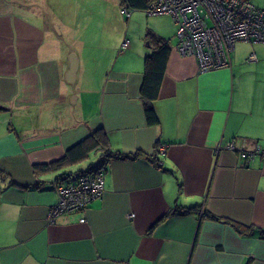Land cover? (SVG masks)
I'll use <instances>...</instances> for the list:
<instances>
[{"label":"crops","instance_id":"crops-1","mask_svg":"<svg viewBox=\"0 0 264 264\" xmlns=\"http://www.w3.org/2000/svg\"><path fill=\"white\" fill-rule=\"evenodd\" d=\"M250 1L264 8V0ZM109 6L117 41L143 20L169 41L151 101L156 125H147L140 95L150 49L134 46L133 32L127 47L109 51L101 30L57 34L36 0H0V264H264V238L225 222L264 228V154L245 165L238 149L225 147L264 144V42L238 41L228 66L201 72L194 56L177 51L170 15L156 24L146 11L121 15L120 0ZM114 55L119 63L110 65ZM71 60L74 96L58 98L56 109L33 105L38 69L61 66L40 74L57 98ZM98 128L110 151L140 156L108 159L102 195L49 223L59 171L34 174L33 166L60 159ZM175 204L199 209L161 219Z\"/></svg>","mask_w":264,"mask_h":264},{"label":"built area","instance_id":"built-area-1","mask_svg":"<svg viewBox=\"0 0 264 264\" xmlns=\"http://www.w3.org/2000/svg\"><path fill=\"white\" fill-rule=\"evenodd\" d=\"M120 11L124 16L130 15L125 6ZM146 12L173 18L177 51L194 56L201 72L228 66L230 53L238 41L264 42V8L250 0H156ZM128 42L124 38L121 46L127 47ZM249 58L253 59L254 53ZM225 145L229 150L238 149L245 165L257 154H264V144L255 143L246 148L242 143L237 148L231 140ZM103 174V170H98L55 184L58 196L48 208V222H54L63 213L83 210L91 200L101 196Z\"/></svg>","mask_w":264,"mask_h":264},{"label":"trees","instance_id":"trees-1","mask_svg":"<svg viewBox=\"0 0 264 264\" xmlns=\"http://www.w3.org/2000/svg\"><path fill=\"white\" fill-rule=\"evenodd\" d=\"M155 1L156 0H120V7L125 6L127 9H129L130 13L133 10L147 11L151 4ZM144 36L150 45V51L146 53L143 59L140 95L143 100L145 121L147 125L153 126L158 124L159 119L154 111L151 101L158 95L160 83L164 75V70L170 51V45L167 38L155 34L149 29L146 31ZM92 150H97L99 152V158L95 163H90L85 169H77L75 171L63 169L69 165L76 164L84 160L88 156V153ZM140 154L141 152L121 153L117 151H110L105 131L102 128H98L93 130L86 139L69 148L65 155L60 159L48 164L34 165L32 169L34 174L48 171H59L53 179V182L57 184L60 182H66L71 178L82 174L93 173L98 170H103V172H105L106 162L110 158L134 159L140 156ZM152 160L155 161V158ZM37 185H39V183L28 185V187H36ZM197 209H199V206L197 205L181 206L179 204H175L174 207L164 214L161 219L167 217L168 215L185 214L190 211H196ZM202 215H207L210 218L215 217L206 210H202ZM225 222L232 225L238 232H245L250 235L256 233L259 237L264 238V228L244 226L232 220H225Z\"/></svg>","mask_w":264,"mask_h":264},{"label":"rangeland","instance_id":"rangeland-1","mask_svg":"<svg viewBox=\"0 0 264 264\" xmlns=\"http://www.w3.org/2000/svg\"><path fill=\"white\" fill-rule=\"evenodd\" d=\"M113 0H36L37 7L40 11L45 13L47 17L50 19L49 21V28L53 32L55 31L57 34L60 32V29L67 27L66 33L67 35H75L84 29V31L88 32L89 30H101L102 34L106 35V40L101 43L102 45H106V50H112L114 48V44H119L118 50H123L124 48L121 46V39L120 41H117L118 38L115 37L112 34L111 27L112 25V17H111V10L112 7L109 6L112 3ZM23 8V7H22ZM142 11V10H137ZM143 12V11H142ZM146 14L145 12H143ZM120 14L123 15L120 11ZM147 15V14H146ZM154 15L151 18H149L153 23L161 24L162 20H160V16H157L158 14H151ZM156 15V16H155ZM144 16V15H143ZM145 17V16H144ZM87 21V22H86ZM150 25V24H149ZM147 28V29H146ZM150 27L145 26V22L143 20L142 22L134 23V26H132L133 31H129L125 33L126 39L128 41L131 40L132 32L134 35L139 39V41L134 44L136 47H141L145 51L150 49V45L147 42L146 37L144 36L146 31ZM150 30V29H149ZM101 38V37H100ZM124 40V39H123ZM122 40V41H123ZM58 53H53V55H57ZM105 56H107L105 54ZM106 59H103V61ZM108 60V59H107ZM101 63V62H100ZM99 63V65H100ZM119 61H116L115 55L113 56V59L111 58L109 64L110 65H117ZM102 65V63H101ZM32 71L36 70L33 67H30ZM45 70L51 71L52 73H60L61 72V66L53 62L51 69H46V65H44L43 70L38 69L39 72V82L37 83V90L34 97V103L33 105L39 106L41 108H45L43 110H49V109H56L60 106L58 103V98L61 99L63 96H67L70 100L71 96H74L73 94V87L75 83L68 82L64 79L60 80L59 86L64 89L62 91V94L57 97H55V94H53L51 87L48 86L47 83L44 82L43 78L40 76L42 74V71ZM37 73V72H36ZM94 109L92 101H90V105L86 106L85 110L86 112L91 113V111ZM9 120L5 121V125L10 122ZM0 127H1V116H0ZM2 132L0 131V140ZM2 153V152H0ZM14 151H10L8 154H13ZM97 159L96 153L94 151H91L87 158L84 160L69 165L64 170H77L87 167L88 164L95 162ZM8 168L16 169V165L13 163L6 165ZM2 165L0 164V175H6V172H4ZM7 170V168H6ZM8 171V170H7ZM57 172H49V174L54 175ZM48 175V173H46Z\"/></svg>","mask_w":264,"mask_h":264},{"label":"water","instance_id":"water-1","mask_svg":"<svg viewBox=\"0 0 264 264\" xmlns=\"http://www.w3.org/2000/svg\"><path fill=\"white\" fill-rule=\"evenodd\" d=\"M75 67H76V63L75 60H71L70 62V70L69 73L67 75V81L70 82L74 76V71H75ZM42 164H47V163H42Z\"/></svg>","mask_w":264,"mask_h":264}]
</instances>
